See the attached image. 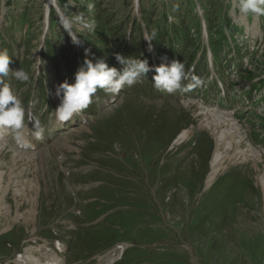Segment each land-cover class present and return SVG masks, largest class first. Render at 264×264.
Returning a JSON list of instances; mask_svg holds the SVG:
<instances>
[{
	"label": "rangeland",
	"instance_id": "obj_1",
	"mask_svg": "<svg viewBox=\"0 0 264 264\" xmlns=\"http://www.w3.org/2000/svg\"><path fill=\"white\" fill-rule=\"evenodd\" d=\"M9 1L0 0V32H9L0 48L14 56L10 69L28 71L30 82H16L11 73L5 79L25 107L26 119L34 112V123L27 127L32 131L38 124L44 133L41 139H27L25 148L15 145L10 131L0 137V242L14 241L0 249V264H26L16 257L19 253L31 260L27 262L43 264L61 246L58 253L65 264H102L99 257L118 244L126 246L122 264H264V143H253L249 135L255 117L264 116L263 86H250L264 82V34L258 31L264 16L241 14L238 0H67L66 17L82 40L75 45L62 23L50 21L53 8L45 19L47 0ZM86 11L99 19L97 30L108 31L106 42L96 38L97 30L81 36L84 28L76 17L86 21ZM196 16L209 23L210 43L219 59L226 58L222 49L231 55L217 65L218 79L202 73L201 65L196 74L201 83L175 95L152 87L156 99H144L140 94L145 92H136L144 80L125 87L118 97L99 90L88 107L93 110L77 116V124L85 117V127L54 128L53 96L37 101L34 92L42 78L47 90L55 75L58 84L63 82L65 68L51 64L45 42L62 53L60 59L75 53L79 63L84 48L105 55L107 41L111 53L134 58L149 47L147 30L164 28V44L155 37L159 52H167L164 38L171 28L184 38L175 53L181 48L189 53L197 42L201 48L207 44L190 23ZM255 21L254 36L246 29ZM130 32L137 50L125 43ZM114 65L121 67L116 61ZM180 126L190 130L188 136L172 144ZM263 126L264 121L258 130ZM213 152L218 154L217 174L206 186Z\"/></svg>",
	"mask_w": 264,
	"mask_h": 264
},
{
	"label": "clouds",
	"instance_id": "obj_2",
	"mask_svg": "<svg viewBox=\"0 0 264 264\" xmlns=\"http://www.w3.org/2000/svg\"><path fill=\"white\" fill-rule=\"evenodd\" d=\"M89 5V10H91ZM239 12L243 15L251 14L254 17L264 16V0H238ZM76 21L81 23L82 28L89 33L95 31V23L87 22L83 16L76 17ZM73 20L65 18L63 25L71 37L72 43L80 45L82 40L72 31ZM153 32L145 34L144 40L149 43V50L152 46ZM86 58L83 64L74 73V81L67 80L59 83L55 88V96L60 103L55 109V118L58 123H64L89 107L99 90H103L110 97H118L125 87H132L140 83L143 78H148L149 73H153L151 81L153 87L160 92L172 94L176 91L191 90L198 86L201 81L193 76L191 70H185V64L178 60L160 63L158 66L150 65L147 59H137L124 56L119 52H114L115 61L121 65L109 66L105 58H87L89 50L85 49ZM12 58L5 49L0 51V129L10 131L13 134L15 144L19 148L27 146L25 130L28 122L26 119V109L23 106L18 94L13 86L5 82V78L11 73L12 79L21 84L30 82V73L23 68L17 70L10 69ZM191 76L194 83L185 88L184 81ZM44 129L38 124H34L30 133L35 139H41Z\"/></svg>",
	"mask_w": 264,
	"mask_h": 264
},
{
	"label": "bare ground",
	"instance_id": "obj_3",
	"mask_svg": "<svg viewBox=\"0 0 264 264\" xmlns=\"http://www.w3.org/2000/svg\"><path fill=\"white\" fill-rule=\"evenodd\" d=\"M247 20V19H245ZM257 20V19H256ZM248 22V20L246 21V23ZM245 23V24H246ZM248 24V23H247ZM246 24V26H247ZM253 25H250V26H247V29H246V32H250L252 33L254 36L256 34V31H255V27L258 25V22L255 21V23H252ZM55 88H53V97L54 99L56 100L57 104L60 103L59 99L55 96ZM55 123H56V126H60L62 125L63 123H58L56 120H55ZM81 127H85V126H81ZM190 130H187V129H183L179 135L177 136V138L175 139L174 141V144H178L180 143L182 140H184L187 136H188V133H189ZM188 139V138H187ZM217 156L218 154L216 152H213V157L211 159V169L210 171L208 172L207 176L205 177V185H209L213 179L215 178L216 174H217V167L215 166V162H216V159H217ZM221 166V165H220ZM221 169V167H220ZM6 198H4L5 200ZM264 211V210H263ZM264 213V212H263ZM125 245L124 244H118V245H115L113 246L112 248H110L109 250L106 251L105 255H104V264H111L113 263L118 257H119V254L125 249ZM25 249H29V248H25ZM24 249V250H25ZM57 257H59L58 254H56ZM100 258V257H99ZM98 259V258H97ZM62 262V260H60ZM60 261L57 260L55 263L53 264H60ZM24 263L26 264H32L31 262H27V261H24Z\"/></svg>",
	"mask_w": 264,
	"mask_h": 264
},
{
	"label": "trees",
	"instance_id": "obj_4",
	"mask_svg": "<svg viewBox=\"0 0 264 264\" xmlns=\"http://www.w3.org/2000/svg\"><path fill=\"white\" fill-rule=\"evenodd\" d=\"M85 2L87 3V0H85ZM59 3H60V5L62 6V9H64L65 11H66V13H69V10H68V7H69V4H68V2H67V0H59ZM144 11H143V15H144ZM85 16H86V21H92V22H99V19H97V18H95L93 15H91V14H89L87 11H86V13H85ZM164 16V15H163ZM162 19L163 20H165V16L164 17H162ZM106 23H108V21L107 20H104L103 21V25H106ZM97 29L95 28V31H96ZM94 31V32H95ZM98 31V32H97ZM96 32V38H101V39H99V41H101V43H103V42H106V40H107V37L109 36V34L107 33L108 31L107 30H105L103 27L100 29V30H97ZM83 32H85V35L86 34H91V33H89L88 32V30L87 29H84V31ZM179 31H175V32H173V38H175V39H177V40H181L180 38H179ZM116 33L114 32V35H115ZM152 34V32H150V35ZM158 35H159V37H161L162 35H165L166 33H165V30H164V28L163 29H161V30H158V33H157ZM98 36V37H97ZM131 38H132V44H133V36L131 35ZM153 40H155V38L153 37L152 38ZM183 39V38H182ZM94 41V40H93ZM92 41V42H93ZM94 44H96V42L94 43ZM96 46V47H95ZM107 46H109V44H108V41H107V44H106V46H104V47H106V49L108 50V48H107ZM94 47L96 48V49H100V47H99V45H94ZM109 55L111 56L112 54L111 53H109Z\"/></svg>",
	"mask_w": 264,
	"mask_h": 264
}]
</instances>
